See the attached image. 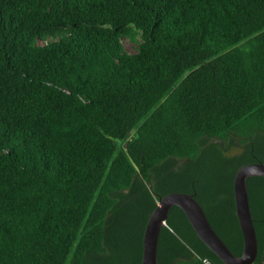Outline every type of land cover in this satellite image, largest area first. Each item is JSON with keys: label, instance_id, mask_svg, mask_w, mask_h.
Masks as SVG:
<instances>
[{"label": "trees", "instance_id": "1", "mask_svg": "<svg viewBox=\"0 0 264 264\" xmlns=\"http://www.w3.org/2000/svg\"><path fill=\"white\" fill-rule=\"evenodd\" d=\"M256 161L264 0H0V264H141L171 191L241 254ZM247 186L264 264V176ZM205 257L226 264L173 205L158 264Z\"/></svg>", "mask_w": 264, "mask_h": 264}, {"label": "water", "instance_id": "2", "mask_svg": "<svg viewBox=\"0 0 264 264\" xmlns=\"http://www.w3.org/2000/svg\"><path fill=\"white\" fill-rule=\"evenodd\" d=\"M253 175L264 176V162L244 164L236 172L234 197L238 221L243 233V250L235 254L213 227L203 205L194 193L171 191L162 196L151 212L143 236L141 264H158V244L160 232L173 205H178L186 213L190 223L202 241L226 264H251L258 254V239L252 216L247 178Z\"/></svg>", "mask_w": 264, "mask_h": 264}, {"label": "rangeland", "instance_id": "3", "mask_svg": "<svg viewBox=\"0 0 264 264\" xmlns=\"http://www.w3.org/2000/svg\"><path fill=\"white\" fill-rule=\"evenodd\" d=\"M123 42H124L125 47H126L128 50H130V51H134V50H135V46H136V44L130 42V41L127 40V39H124Z\"/></svg>", "mask_w": 264, "mask_h": 264}, {"label": "built area", "instance_id": "4", "mask_svg": "<svg viewBox=\"0 0 264 264\" xmlns=\"http://www.w3.org/2000/svg\"><path fill=\"white\" fill-rule=\"evenodd\" d=\"M203 261H204L205 264H214V263L211 261V259H209V258H207V257H205V258L203 259Z\"/></svg>", "mask_w": 264, "mask_h": 264}]
</instances>
